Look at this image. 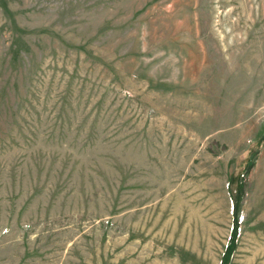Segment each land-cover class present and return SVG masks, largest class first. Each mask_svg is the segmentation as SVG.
Listing matches in <instances>:
<instances>
[{
    "label": "rangeland",
    "instance_id": "rangeland-1",
    "mask_svg": "<svg viewBox=\"0 0 264 264\" xmlns=\"http://www.w3.org/2000/svg\"><path fill=\"white\" fill-rule=\"evenodd\" d=\"M0 264H264V0H0Z\"/></svg>",
    "mask_w": 264,
    "mask_h": 264
}]
</instances>
